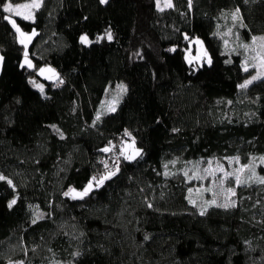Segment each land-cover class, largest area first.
Here are the masks:
<instances>
[{
	"label": "trees",
	"instance_id": "1",
	"mask_svg": "<svg viewBox=\"0 0 264 264\" xmlns=\"http://www.w3.org/2000/svg\"><path fill=\"white\" fill-rule=\"evenodd\" d=\"M172 3L159 11L156 0H43L33 19L15 16L37 33L27 50L33 68L20 67L26 49L0 7V172L14 185L0 181V264H264V184L238 186L234 207L200 215L188 171L201 158L264 156V78L238 87L254 69L244 71L243 53L223 35L235 8L242 40L264 34V0ZM106 30L111 41L79 42ZM196 36L211 65L185 59ZM44 64L62 84L40 76ZM30 80H44V92ZM121 80L117 109L93 125ZM130 138L141 155L113 163ZM117 167L83 199L64 195Z\"/></svg>",
	"mask_w": 264,
	"mask_h": 264
},
{
	"label": "rangeland",
	"instance_id": "2",
	"mask_svg": "<svg viewBox=\"0 0 264 264\" xmlns=\"http://www.w3.org/2000/svg\"><path fill=\"white\" fill-rule=\"evenodd\" d=\"M11 2L13 5L30 4L31 0L24 2H20V1L19 2L11 1ZM160 6L161 7L164 6V0H161ZM35 10L36 9H19V11L23 15H27L29 14V12H31L33 17H35V13H34ZM235 10L236 8L234 9V11ZM234 11H231L229 13L231 17L230 21H228L227 20L228 18L225 17V21L228 22L226 25L227 27L223 32V35L225 37V42H227L225 43V47L228 50L230 49L237 51L239 50V52L243 53L244 67L246 65L248 69H254L253 73L247 78V79H251L253 75L257 74V71L264 74V40L257 39L255 43H253L252 39L249 42L242 40L238 34L237 25L234 23L236 22V20H233L231 15V13ZM239 16L242 17L241 12H239ZM255 37L258 38L264 37V34L262 33L260 35H255ZM89 39L91 40L90 37ZM196 41H200L202 43L198 44L196 43ZM245 44L249 45V47L244 48L242 45ZM185 50H186L185 59L187 57L186 59L187 61L191 60L192 64L195 67H197V65H202L204 63H207L208 57L211 58L209 51L205 47L203 39L200 38L199 36L190 39L189 45L185 48ZM205 52H207V56L204 55ZM42 68L54 69L55 73L58 74L59 79H61L58 69L56 67H53L51 64H44ZM40 76L42 78L47 77V79L49 80H57L56 75H54L52 72L46 71L43 75ZM36 83L42 84L45 87L44 80H37ZM120 86H124V87H120ZM126 90H127V86L124 80L116 82V84L111 87L109 91V96L103 97V100L99 105L98 112L101 114V116L107 112H111L109 110L110 107L115 108V110L117 109L120 101L122 100V96L126 92ZM133 141L135 142L134 146H133ZM136 149H139L138 146L136 145V141L133 138H130L124 140L123 144L121 145V150L118 149V152L121 153L122 151L123 154H125V156L133 157L135 156ZM233 157H238V156L236 155L228 156L225 157L224 160H221L216 157L201 158V160L197 162H191V164L188 165V171L192 172L191 175H193L196 178V181L198 182L197 186L193 189L194 195L192 197V201L201 203L202 209L205 207H209L210 205L207 202L213 199L216 201L217 204L228 203L229 205H231V202L235 201V205H236L235 195L237 192L236 189L238 188V186L235 183L236 175H239L240 179L246 182L243 185H247L248 183H258L256 177H264V174H262L258 168L260 164L264 165V163H261L260 161V157H264V156L256 155L253 157L255 159L252 158L249 162L246 163H243L240 158H239V163L235 162L234 160L230 161V158ZM208 161L212 162L211 165H209ZM250 162L252 164L251 168H244L241 170V165L249 164ZM221 167L223 168V171L219 170ZM204 169H209V171L205 172ZM253 171L256 173V176H252ZM224 172L232 173L233 175L225 178L224 183L221 184L220 179L223 178ZM0 174L2 173L0 172ZM198 177H203V178L201 179ZM249 177L252 178L249 179ZM84 187L77 188L74 186H70L69 189L82 191ZM230 187L235 188V195H232L231 193L227 192V189ZM19 262H22L23 264V261L21 260L9 261L6 264H19Z\"/></svg>",
	"mask_w": 264,
	"mask_h": 264
},
{
	"label": "snow or ice",
	"instance_id": "3",
	"mask_svg": "<svg viewBox=\"0 0 264 264\" xmlns=\"http://www.w3.org/2000/svg\"><path fill=\"white\" fill-rule=\"evenodd\" d=\"M43 0H31V3L30 4H16V5H13L11 0H6V2L0 6L2 7V11L4 13H8V15H4L2 17V19L4 21H7L8 24L11 25L12 29L15 30L16 33L19 34L20 37H22L21 39H19V43H21L22 45H24L25 49H27V44H26V40L30 41L32 39L33 36L37 35V33L35 32V30H33V32L31 34H27L25 32L22 31V29L20 28V26L17 24L16 20L13 19V16L12 14H15L16 16H21L22 19L24 20H30V19H33V15L31 12H29V14L27 15H22V13L19 11V9H38L41 4H42ZM160 2L161 0H156V7L159 11H163L164 8H172L174 7L173 3H172V0H164V7L162 8L160 6ZM99 3L101 4H107L108 3V0H99ZM189 6H191V0H189ZM239 12H240V9L237 8L234 12L231 13L232 15V18L233 20H242V17L239 16ZM242 27H246L245 25L241 24ZM104 39H107L109 41H111L113 39V36H112V33L110 30H106L105 34L103 36H97L95 38V40H90L88 35L87 34H83L79 37V42L82 44V45H85V46H88V45H91L93 43H99L101 40H104ZM185 39H188V37L186 36ZM257 39H260V40H264V37H255L253 36L252 37V41L253 43H255V41ZM196 43H202L200 41H196ZM227 43V42H225ZM244 48H248L249 45H242ZM169 51H175V49H169ZM205 56H207V52L204 53ZM187 59V57H186ZM196 59V58H194ZM3 61H4V57L2 55H0V66L3 65ZM189 63H192L191 60L188 61ZM207 63L209 65H211V58L208 57L207 59ZM25 65H27L28 68H33L34 65L31 63V61L28 59V52L27 50L24 51V63H22L20 65L21 68L25 67ZM52 72L54 75H56V78L57 80L59 81V84H62L63 83V80H60L59 79V76L58 74L55 73V70L54 69H51V68H40L39 69V74L40 75H43L45 72ZM244 71H248V68L247 66L245 65L244 67ZM47 78V77H46ZM261 78H264V74H262L261 72L257 71V74L256 75H253L251 77V79H246L242 84L238 85V87L240 89H245L247 88L250 84H252L254 81L258 80V79H261ZM29 83L33 84L34 87L38 88L41 93H43L44 91V86L42 84H38L36 83L34 80H30ZM58 86V85H57ZM120 87H124V86H120ZM110 111H115V108H112L110 107L109 108ZM101 118V114L98 112L96 114V118L95 120L93 121V125H95L96 121H99ZM55 127V126H53ZM57 131H59L57 129ZM125 136H131V133L128 132L127 130H125V133H124ZM61 138H63L62 134H61ZM134 141H133V146H134ZM114 146H110V147H105L103 149H101V151L107 153V152H110L112 151V148ZM121 155H123V152L121 151ZM141 155V150L140 149H136L135 150V156L133 157H125L126 159H135L136 156H140ZM255 159V158H253ZM234 160L235 162L239 163V157H233V158H230V161ZM260 161L261 163H264V157H260ZM173 164L175 163V161L172 162ZM209 165H211V161H208ZM109 165L107 162H104V168L105 169H108ZM165 168L168 167V165H164ZM252 167V164L251 162L249 164H245V165H241V170L244 169V168H251ZM118 167L115 171H108L106 173H102L101 175L99 176H93L91 177V179L89 180L88 184L83 188L82 191H77L75 189H69L67 192L64 193L65 196H71L72 199H83L85 196L89 195L91 191H93L94 189L96 188H99V187H102L104 185V182L107 181V180H110L112 177H114L117 172H118ZM220 171H223V168L221 167L219 169ZM205 172H208L209 169H204ZM239 171V170H238ZM165 175H168L167 172H165ZM185 176L188 175L187 172L184 173ZM233 174L232 173H228V172H224V175H223V178L220 179V183L223 184L224 183V179L227 178V177H230L232 176ZM252 176H256V173L253 171L252 173ZM198 178H203V177H198ZM252 177H249V179H251ZM191 179V177H190ZM257 181L261 184H264V177H256ZM0 181H6L7 184L11 187L14 188V185H13V182L12 180L8 179L7 177H5L4 175L0 174ZM235 183L237 186H241L243 185L244 183H246L245 181H242L240 179V176L239 175H236L235 176ZM189 191L191 192L192 190L189 189ZM227 192L231 193L232 195H235V188H228L227 189ZM191 203H193L195 205V201H190ZM209 205H216L217 207H224V208H227L229 206H235V201H232L231 202V205H229L228 203H224V204H217L216 201L213 199L211 201H208L207 202ZM16 204V199H12L11 201H9L8 203V207L9 208H12L13 205ZM152 205L151 204H148V207H151ZM206 208H203L201 209L200 211V215H204L205 212H206ZM36 221L33 220V223H35ZM145 239H147V237H145ZM78 255V253H77ZM19 264H22V262H19Z\"/></svg>",
	"mask_w": 264,
	"mask_h": 264
},
{
	"label": "crops",
	"instance_id": "4",
	"mask_svg": "<svg viewBox=\"0 0 264 264\" xmlns=\"http://www.w3.org/2000/svg\"><path fill=\"white\" fill-rule=\"evenodd\" d=\"M164 7V6H163ZM23 15V14H22ZM12 16H13V19H15V14H12ZM20 26V25H19ZM20 28H21V26H20ZM22 29V28H21ZM22 31L23 32H25V33H27V34H31L32 32H27L26 30H24V29H22ZM17 35L19 36V34L17 33ZM22 37H20L19 36V39H21ZM33 38V37H32ZM32 40V39H31ZM31 40L30 41H28V40H26V44H27V49L26 50H28V47H29V44L31 43ZM1 55V54H0ZM28 59L30 60V57H28ZM31 61V60H30ZM0 68H1V66H0ZM1 70V69H0Z\"/></svg>",
	"mask_w": 264,
	"mask_h": 264
},
{
	"label": "built area",
	"instance_id": "5",
	"mask_svg": "<svg viewBox=\"0 0 264 264\" xmlns=\"http://www.w3.org/2000/svg\"><path fill=\"white\" fill-rule=\"evenodd\" d=\"M119 161H120V152H116L115 156H113V163L119 164L118 163Z\"/></svg>",
	"mask_w": 264,
	"mask_h": 264
}]
</instances>
